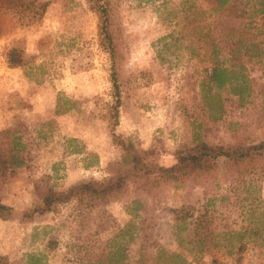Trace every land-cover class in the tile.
Masks as SVG:
<instances>
[{
    "label": "rangeland",
    "instance_id": "rangeland-1",
    "mask_svg": "<svg viewBox=\"0 0 264 264\" xmlns=\"http://www.w3.org/2000/svg\"><path fill=\"white\" fill-rule=\"evenodd\" d=\"M182 1L107 0L113 64L89 0H0V133L15 132L27 159L0 187L3 202L15 209L12 218L0 219V264H107L119 248L124 264H171V254L190 264H264L256 237L245 236L247 248L238 255L210 248L229 239L224 232L264 226V158L242 165L221 158L212 174L147 188L128 185L97 202L73 201L31 221L23 218L38 204L34 184L41 178L50 177L56 191L107 179L108 165L123 153L113 132L139 150L151 149V159L164 167L176 164L179 149L201 141L264 142V56L250 58L241 47L250 79L242 106L228 90L214 94L208 61L189 49L163 48L174 31L169 12H179ZM236 8L243 18L231 19L224 31L238 28L264 43L258 2L243 0ZM14 48L24 62L18 68L7 60ZM113 73L121 92L118 113ZM180 216L187 217L188 230L177 235ZM199 241L209 247L201 254L191 244Z\"/></svg>",
    "mask_w": 264,
    "mask_h": 264
},
{
    "label": "trees",
    "instance_id": "trees-1",
    "mask_svg": "<svg viewBox=\"0 0 264 264\" xmlns=\"http://www.w3.org/2000/svg\"><path fill=\"white\" fill-rule=\"evenodd\" d=\"M9 1V0H7ZM22 0H17V4ZM214 6L206 9L197 0H183L180 4V11H170L169 16L174 14L175 21L172 23L174 31L168 35V41L163 48L170 50L189 49L193 56L199 57L203 61H208L211 65L208 75V82L215 87L214 94L222 90H228L234 97H238V102L242 106L245 97H248L250 90V79L246 74V68L241 60V47L246 48L245 54L250 58L264 56V43L255 41V36L238 33V28L228 34L224 31L227 22L234 17L243 18L244 13L238 14L237 5L243 6V0H210ZM93 8L99 13L101 20V45L107 50L115 63V45L111 32V13L107 0H89ZM246 4L250 0H245ZM259 4V14L264 17V0H255ZM231 9L234 11L227 14ZM215 16H217L215 18ZM250 22L248 28H251ZM248 32V31H247ZM188 41V43H186ZM250 41V42H249ZM207 49V51H206ZM203 51H205L203 53ZM8 64L12 68L21 67L24 62L21 52L14 48L7 53ZM232 65L228 66V63ZM208 70V71H209ZM113 95L115 98L114 110L118 113L121 104V92L118 86L115 73L112 74ZM206 97H211V92ZM215 96V95H213ZM61 111L60 101L57 104V112ZM116 119V118H115ZM118 121L114 123L116 127ZM6 139L7 143H3ZM113 139L119 145L123 153L121 157L108 165L109 177L101 182L89 181L79 183L63 191H56L51 186L50 177L41 178L34 184L35 193L39 201L34 210L23 213V218L31 221L35 214L44 215L54 213L60 207L71 202H97L104 199L128 185L147 188L159 182L168 183L182 180L195 175L212 174L217 169V162L224 158L234 164H253L264 158V142L247 145L240 143L234 146H214L201 141L190 148H182L177 152V162L172 167L160 166L151 159L152 150H139L132 140H124L113 132ZM27 162L25 147L21 143V138L15 136L12 130L0 133V187L6 184L14 173L23 167ZM15 209L3 202L0 197V219H10L14 216ZM132 223H130L131 225ZM188 226L187 217L180 216L176 225L177 235L185 232ZM206 234V233H205ZM205 234L201 236H205ZM264 235L263 227H247L241 231L224 232L223 244L212 245L213 249L225 251L227 255L233 256L242 254L247 244L242 242L245 236L256 237L255 247L264 248V242L260 239ZM189 236V234H188ZM208 236H211L208 234ZM179 238V245L186 248L184 240ZM182 238V236H181ZM233 238L238 242L234 243ZM135 241L134 237H131ZM197 254H201L209 249L207 245L199 241L192 243ZM195 244V245H194ZM162 252V251H161ZM112 257L107 264H124L125 258L123 250L117 249L111 253ZM172 259L171 264H190L184 257L178 254L168 255ZM158 259V258H157ZM32 261V258L31 260ZM33 264H40L35 260ZM97 264H105L97 262Z\"/></svg>",
    "mask_w": 264,
    "mask_h": 264
}]
</instances>
